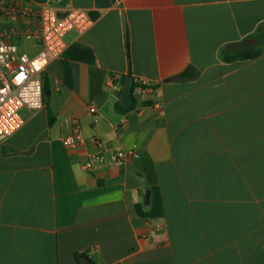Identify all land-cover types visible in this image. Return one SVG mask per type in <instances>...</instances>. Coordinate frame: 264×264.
Listing matches in <instances>:
<instances>
[{"label":"crops","instance_id":"crops-1","mask_svg":"<svg viewBox=\"0 0 264 264\" xmlns=\"http://www.w3.org/2000/svg\"><path fill=\"white\" fill-rule=\"evenodd\" d=\"M29 1L87 11L70 41L93 61L53 57L0 138V264H264V0Z\"/></svg>","mask_w":264,"mask_h":264},{"label":"built area","instance_id":"built-area-1","mask_svg":"<svg viewBox=\"0 0 264 264\" xmlns=\"http://www.w3.org/2000/svg\"><path fill=\"white\" fill-rule=\"evenodd\" d=\"M22 24V28L21 24ZM92 19L87 11L72 9L60 16L48 2L34 6L29 0H13L0 4V138L13 135L24 123L22 110L37 111L45 106L44 74L53 57L63 55L71 47L70 34L83 33ZM36 45H32V43ZM149 85L138 83V92ZM93 106L91 113H97ZM65 144L83 142L81 125L75 123ZM85 165L102 161L101 143ZM136 151L119 152L116 163L122 164Z\"/></svg>","mask_w":264,"mask_h":264},{"label":"trees","instance_id":"trees-1","mask_svg":"<svg viewBox=\"0 0 264 264\" xmlns=\"http://www.w3.org/2000/svg\"><path fill=\"white\" fill-rule=\"evenodd\" d=\"M264 45V42L262 43ZM127 48L129 49V45L127 43ZM262 53V48H259L257 46H252L249 48H242L239 49L238 51L234 52L232 55L228 56H223L221 53V56L225 60H233L237 58H242V59H247V58H256ZM65 56L70 57L72 59H79V60H84L86 62L91 63L93 61V56L90 51L88 50H82L77 46H71L67 51L64 52ZM197 72L194 68L188 67L183 73L180 75L176 76L174 79L175 80H188L196 77ZM135 87V83L132 85V90ZM120 109H124L121 105H118ZM75 257L77 259L78 264H83L81 259L86 257L84 253H76ZM88 259V258H87ZM89 260V259H88ZM91 262V261H90Z\"/></svg>","mask_w":264,"mask_h":264},{"label":"water","instance_id":"water-1","mask_svg":"<svg viewBox=\"0 0 264 264\" xmlns=\"http://www.w3.org/2000/svg\"><path fill=\"white\" fill-rule=\"evenodd\" d=\"M123 27L125 30L126 23L125 19L123 18ZM132 85H133V77L128 75L125 80V84L122 90V95H121V105L124 108H129L133 104V98H132Z\"/></svg>","mask_w":264,"mask_h":264},{"label":"rangeland","instance_id":"rangeland-1","mask_svg":"<svg viewBox=\"0 0 264 264\" xmlns=\"http://www.w3.org/2000/svg\"><path fill=\"white\" fill-rule=\"evenodd\" d=\"M10 1H11V0H7V1H6V0H0V4H1V3H8V2H10ZM32 1H39V0H32Z\"/></svg>","mask_w":264,"mask_h":264}]
</instances>
